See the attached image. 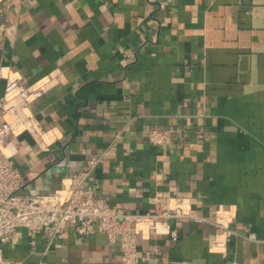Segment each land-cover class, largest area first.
Wrapping results in <instances>:
<instances>
[{
    "label": "crops",
    "instance_id": "0c3cea01",
    "mask_svg": "<svg viewBox=\"0 0 264 264\" xmlns=\"http://www.w3.org/2000/svg\"><path fill=\"white\" fill-rule=\"evenodd\" d=\"M2 24L1 66L26 85L51 78L30 108L44 143L10 138L23 193L68 188L100 158L84 186L111 207L150 212L166 193L209 222L229 212L237 234L219 245L214 225L184 220L177 240L138 235L137 264L154 251L162 264H264V0H7ZM155 127L170 132L161 147ZM2 254L122 264L118 243L70 226L51 242L19 228Z\"/></svg>",
    "mask_w": 264,
    "mask_h": 264
},
{
    "label": "built area",
    "instance_id": "2783aa9c",
    "mask_svg": "<svg viewBox=\"0 0 264 264\" xmlns=\"http://www.w3.org/2000/svg\"><path fill=\"white\" fill-rule=\"evenodd\" d=\"M4 1L7 0H0ZM10 6L11 3L8 9ZM0 30L7 36L4 24ZM50 82L51 78L46 77L26 85L20 75L0 64V264H7L3 260V248L19 228L44 233L50 242L56 240L67 226L82 237L99 231L111 242L118 243L122 264H137L138 235L166 234L177 240L178 228L184 220L209 222L192 211L188 200L166 193L153 198L150 212L134 213L111 207L97 197L91 187L84 186L86 180L91 179L90 171L101 162L100 158L90 159L89 170L74 175L68 188L47 194L23 193L26 182L11 163L10 138L26 132L39 146L44 143L47 132L30 108L48 91ZM169 136L168 130L155 127L148 132L147 138L152 146L161 147ZM114 150L112 145L107 155ZM209 223L221 232L217 241L219 245L228 237L237 235L230 228L231 218L227 211H219ZM248 238L252 240L254 236ZM141 264L162 263L154 251L147 252L141 258Z\"/></svg>",
    "mask_w": 264,
    "mask_h": 264
}]
</instances>
